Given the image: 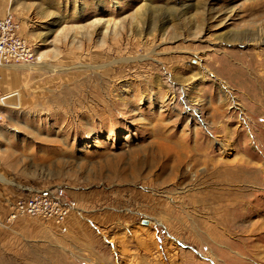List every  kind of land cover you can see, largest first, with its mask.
<instances>
[{
  "label": "rangeland",
  "instance_id": "rangeland-1",
  "mask_svg": "<svg viewBox=\"0 0 264 264\" xmlns=\"http://www.w3.org/2000/svg\"><path fill=\"white\" fill-rule=\"evenodd\" d=\"M6 13L38 59L0 67V264H264V0ZM33 191L75 207L10 219Z\"/></svg>",
  "mask_w": 264,
  "mask_h": 264
},
{
  "label": "built area",
  "instance_id": "built-area-1",
  "mask_svg": "<svg viewBox=\"0 0 264 264\" xmlns=\"http://www.w3.org/2000/svg\"><path fill=\"white\" fill-rule=\"evenodd\" d=\"M37 59L32 43L20 32L16 18L6 13L0 18V67L13 63H26ZM3 119L0 113V121ZM75 207L74 201H65L58 195L33 191L14 200L10 219L19 216L42 217L57 222L65 220Z\"/></svg>",
  "mask_w": 264,
  "mask_h": 264
},
{
  "label": "water",
  "instance_id": "water-1",
  "mask_svg": "<svg viewBox=\"0 0 264 264\" xmlns=\"http://www.w3.org/2000/svg\"><path fill=\"white\" fill-rule=\"evenodd\" d=\"M16 100H17V94H14V93L5 94L1 96V99H0V101L3 104H12V105L16 104Z\"/></svg>",
  "mask_w": 264,
  "mask_h": 264
},
{
  "label": "bare ground",
  "instance_id": "bare-ground-1",
  "mask_svg": "<svg viewBox=\"0 0 264 264\" xmlns=\"http://www.w3.org/2000/svg\"><path fill=\"white\" fill-rule=\"evenodd\" d=\"M38 59V58H37ZM29 67V66H28ZM36 67V66H35ZM39 68L40 67H42V66H38ZM31 68H33V67H31ZM208 158H209V156H208ZM244 167H246V166H244ZM241 169V168H240ZM212 229V228H211ZM214 229V228H213ZM53 251V250H52ZM50 254V253H49ZM39 259V258H38ZM41 259H42V257H41ZM50 263V261L49 260H47L46 262H45V264H49Z\"/></svg>",
  "mask_w": 264,
  "mask_h": 264
}]
</instances>
